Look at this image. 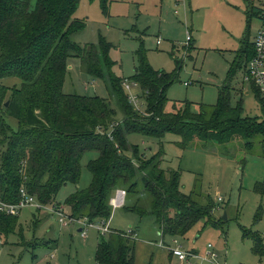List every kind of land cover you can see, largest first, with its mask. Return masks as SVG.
<instances>
[{
    "label": "trees",
    "instance_id": "1",
    "mask_svg": "<svg viewBox=\"0 0 264 264\" xmlns=\"http://www.w3.org/2000/svg\"><path fill=\"white\" fill-rule=\"evenodd\" d=\"M111 0H101L104 13ZM81 0H0V81L17 78L20 85L8 87L0 83V196L4 202L17 203L20 189L45 206L55 205L56 196L67 183L78 184L81 162L87 152L98 157L89 161L92 175L89 187L78 190L65 202L74 218L90 221L106 220L111 215V199L123 189L126 200L137 193L148 196V207L136 203L128 207L140 217L153 216L163 236L183 237L200 221L217 226L213 217L216 202L208 197L181 191V172L164 169L162 139L172 133L181 138L178 146L190 149L194 144L243 142L252 152L260 140L264 155V100L251 84L250 93L258 100L262 116H244L243 91L232 104V82L238 71L243 74L253 58L254 46L250 28L254 15L247 14V28L242 48L213 106H201L193 112L190 104L172 113L165 112L167 92L182 68L168 73L155 70L145 54L138 59L135 74L129 79L139 86V97L145 111L135 110L129 102L121 78L112 69L114 62L103 48L99 57L94 48L82 49L72 36L84 28L74 19ZM262 12V11H261ZM256 17H263L264 13ZM193 50V48H192ZM88 55V74L104 80L124 112V120L116 121V112L98 96L66 94L63 91L69 59ZM244 83V82H243ZM245 84V83H244ZM9 105L6 107V103ZM9 119H15L14 129ZM112 135V139L109 138ZM160 141L159 151L151 157L142 154L129 141L130 135ZM256 191L264 196V185ZM125 207V206H124ZM221 221V220H220ZM19 216L0 212V235L6 238L16 232ZM116 231L107 239L100 237L95 260L98 264H135L136 244ZM243 237L253 241L252 252L264 258V240L243 229Z\"/></svg>",
    "mask_w": 264,
    "mask_h": 264
},
{
    "label": "rangeland",
    "instance_id": "2",
    "mask_svg": "<svg viewBox=\"0 0 264 264\" xmlns=\"http://www.w3.org/2000/svg\"><path fill=\"white\" fill-rule=\"evenodd\" d=\"M232 1L111 0L107 13H104L101 0H81L73 18L83 22L84 28L75 33L72 40L87 51L94 48L99 57L106 46L114 62L112 71L122 80L130 79L135 74L141 53L146 55L155 70L168 73L176 70L175 61L178 59L182 62V68L168 89L165 112H177L187 102L193 112H199L202 105L213 106L217 103L219 89L223 87L235 62L236 55L226 49L236 47L233 39L238 34L223 26L224 16L233 26H237V30L244 16L242 21L246 31L247 10L244 9L242 15L236 4L229 5ZM253 1L256 7L264 3L263 0ZM252 23L251 37L258 30L259 19L253 18ZM188 32L193 38L195 50H192L194 46L190 42L186 45ZM87 60L88 55L69 59L64 93L98 96L114 109L116 121H123L124 112L108 84L88 74ZM0 83L13 87L20 85V80L5 78ZM243 85L248 87L243 83V73L238 71L232 82L233 105L240 100L241 95L237 91ZM135 90L137 94L140 93L139 89ZM243 101L244 116H262L254 94L244 95ZM141 109L145 114V107ZM9 123L14 129L18 126L15 119H9ZM260 140L250 153L239 140L233 144L210 143L203 148L196 143L192 148L182 150L178 146L181 141L179 136L172 133L165 135L161 143L166 162L162 167L181 172L183 193H195L194 197L198 198V189L197 193L203 196L200 200L202 204L206 203L208 197L216 202L213 217L217 226L206 225V220H202L183 237H163L153 216L140 217L127 209L136 203L148 207L146 194H133L125 201V207H112L108 221L114 230L128 232L133 228L136 231L139 264L155 260V253L162 249L154 243L161 241L171 248L176 246L177 241L184 252H195L205 258L194 260V264H264V258L252 253V239L243 237L244 229L264 239V196L256 191L258 183L264 185V155ZM129 141L148 158L159 151L160 141L157 139L133 134ZM1 152L0 147V160ZM97 157L98 153L87 152L81 162L79 183H67L58 192L55 202L64 207L66 215H71L66 200L91 184L92 175L87 164ZM218 197L223 201L218 203ZM48 210L42 209L41 219L38 220L36 216L33 217L36 212L34 207L25 208L19 216L16 232L7 238L0 235V264H97L95 254L101 233L95 228H86L87 238H84L79 232L81 226H63ZM225 215L226 220L223 219ZM101 221L93 222L98 224ZM108 236L103 237L107 239ZM208 245H213L214 259L207 255ZM173 264H180L178 258Z\"/></svg>",
    "mask_w": 264,
    "mask_h": 264
},
{
    "label": "built area",
    "instance_id": "3",
    "mask_svg": "<svg viewBox=\"0 0 264 264\" xmlns=\"http://www.w3.org/2000/svg\"><path fill=\"white\" fill-rule=\"evenodd\" d=\"M191 41V35L188 32L186 45ZM160 42L158 41V44ZM254 55L253 58L248 62L246 71L243 74V81L247 86L253 84L259 91L262 99L264 100V15L261 18L260 28L255 36L254 42ZM123 87L127 92L129 102L134 106L135 110L141 112L144 103L141 101L139 94L136 92V88L139 86L136 82L129 79H125ZM109 138L112 139V135L109 134ZM21 198L17 203L4 202L0 196V212L9 216H18L25 208L34 207L41 211L42 209L48 210L52 215L58 218V221L63 226L70 224H78L81 226L82 237H87L86 228H95L102 236L114 233L109 226V221L102 220L98 224L90 222L87 218H74L72 215H66L64 213V207L61 205L45 206L39 203L36 197L28 194L26 187L22 186L20 189ZM127 193L123 189H119L115 192V196L111 199L110 204L114 209L122 208L125 205ZM223 198L218 197L217 202L220 203ZM127 238L135 239L136 233L131 228L128 232L119 233ZM162 244V243H161ZM175 241V247L171 248L166 246L169 251L178 257V259L184 264H194V260L205 259L201 258L198 253L184 252L181 245H177ZM163 245V244H162ZM208 257L214 259L216 254L213 251V245H208Z\"/></svg>",
    "mask_w": 264,
    "mask_h": 264
},
{
    "label": "crops",
    "instance_id": "4",
    "mask_svg": "<svg viewBox=\"0 0 264 264\" xmlns=\"http://www.w3.org/2000/svg\"><path fill=\"white\" fill-rule=\"evenodd\" d=\"M263 2H264V0H263ZM234 4H236L237 6H238V11H242V15L244 14L243 13V10L245 9V10H247V13H246V15L248 14V12L249 11H251V13H252V15H254V18H258L259 19V24H258V27H257V29L259 30V28H260V23H261V17H256V14L257 13H260L261 11L264 13V3L263 4H261V6H259V7H256V4H255V2L253 1V0H233L232 2H229V5H233L234 6ZM261 12V13H262ZM258 15V14H257ZM242 20H244V16H242V18H241V22H240V25H238V30H237V26L235 25V26H233V24H232V22L227 18V17H225L224 16V21H223V26L224 27H227L228 28V30H230V32H232L233 34H238L236 37H234V39H233V37H232V39L234 40V41H236L235 42V48H232V49H226L227 51H230V52H233L235 55H236V57H235V59L237 58V55H238V52L240 51V49L242 48V42H243V39H244V37H245V33H246V31H244L245 30V23L242 21ZM209 22V21H208ZM253 24V23H252ZM252 24H251V26H252ZM247 26V25H246ZM203 27V26H202ZM247 28V27H246ZM258 30L256 31V34H257V32H258ZM256 34L253 36V37H251V28H250V39H251V42H254V39H255V36H256ZM193 42V38L191 39V41H190V43L194 46L193 47V50H195V48H196V46H195V44H193L192 43ZM244 82V81H243ZM242 91H243V95H242V97H244V95H250V91H249V87H245L244 85L242 86V89H241ZM57 205H60V204H57ZM42 211V210H41ZM41 211H39V210H37L36 209V212H35V214H33V217L34 216H36L37 217V219L38 220H40L41 218H40V212ZM51 216H53V217H55L54 215H52L50 212H48ZM21 215V213L18 215V216H20ZM33 219V218H32ZM158 224V223H157ZM109 226H110V228H111V225H110V222H109ZM159 226V225H158ZM160 227V226H159ZM133 229V228H132ZM81 229H79V232L81 233V231H80ZM111 230L112 231H117V230H114V229H112L111 228ZM134 230V229H133ZM135 231V230H134ZM160 235H162L163 236V234H162V230L160 229ZM123 232V231H122ZM135 233H136V231H135ZM137 234V233H136ZM101 235V234H100ZM137 236V235H136ZM164 237V236H163ZM87 238V237H86ZM135 240V239H134ZM264 240V239H263ZM50 242H55V241H50ZM136 242V241H135ZM163 245H162V244ZM99 244V243H98ZM156 246H158L159 247V249L161 250L160 252H157V253H155V260H153L151 263H148V264H173V262L175 261V258H178L176 255H174L171 251H169L168 250V248L166 247V246H168V245H166L164 242H160V243H158V242H155L154 243ZM166 245V246H165ZM98 246V245H97ZM170 247V246H169ZM165 249V250H164ZM97 250V249H96ZM136 250H137V248H136ZM158 251V250H157ZM154 252H156V251H154ZM153 252V253H154ZM253 253V252H252ZM136 254H137V251H136ZM179 260V259H178ZM179 262H180V264H184L183 262H181L180 260H179ZM97 263V262H96ZM98 264V263H97ZM135 264H139V262H138V259H137V256H136V260H135Z\"/></svg>",
    "mask_w": 264,
    "mask_h": 264
},
{
    "label": "water",
    "instance_id": "5",
    "mask_svg": "<svg viewBox=\"0 0 264 264\" xmlns=\"http://www.w3.org/2000/svg\"><path fill=\"white\" fill-rule=\"evenodd\" d=\"M9 105V102L6 103V107ZM224 220H226V215L225 217L223 218ZM81 231V230H80Z\"/></svg>",
    "mask_w": 264,
    "mask_h": 264
}]
</instances>
